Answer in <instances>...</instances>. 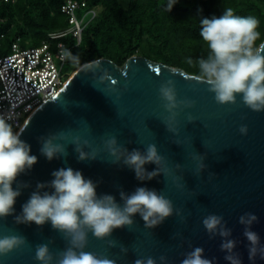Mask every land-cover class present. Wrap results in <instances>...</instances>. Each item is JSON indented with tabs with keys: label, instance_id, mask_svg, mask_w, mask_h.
Here are the masks:
<instances>
[{
	"label": "water",
	"instance_id": "1",
	"mask_svg": "<svg viewBox=\"0 0 264 264\" xmlns=\"http://www.w3.org/2000/svg\"><path fill=\"white\" fill-rule=\"evenodd\" d=\"M95 60H100L102 68L118 81L120 99L105 93L106 85L97 83L92 73L81 71L83 63L69 74L54 96L32 112L17 131L22 132L21 139L31 145V153L38 157V162L29 174L18 178L31 182L32 188L17 198L16 213H20L21 205L35 189L36 182L50 181L53 170L72 167L82 171L86 178L99 181L97 192L112 194L118 202L121 188L128 193L137 187L163 191L174 208L182 210L184 217L182 221L174 214L158 227L147 229L137 214L131 229H115L108 238L116 241L115 247H109L107 239L99 240L89 233L85 251L106 255L116 264H133L135 259L147 256L160 264L162 255L168 258V264H180L184 253L199 246L204 248L207 258L213 259V264H228L224 260L225 253L220 250L221 238L210 239L202 224L206 215L217 214L223 216L227 227L232 229L231 238L238 241L236 251L243 264H252L238 218L245 212L255 213L259 223L253 225V230L264 244V112L244 107L239 97L235 105H219L206 84L185 79L186 75L194 74L144 54L132 55L122 65L107 57ZM100 74L98 70L95 75ZM168 79L175 81L178 99L196 102L193 108L180 113L178 137L167 132L160 119L164 110L158 89ZM125 84L127 90H124ZM188 113L195 117L194 123L187 122ZM242 124L248 126L246 136L238 131ZM58 130H72L89 139L94 147L101 148L102 138L111 135L129 151L134 148L143 151L147 144L154 143L170 167L174 168L177 163L182 165V172L176 174L183 175L182 183L186 186L178 189L170 177L162 174L141 182L133 170L122 164H111V158L103 151L100 159L80 162L71 144L67 146V158L48 161L39 152V138ZM177 139L184 143L175 144ZM193 152L206 153L207 168L199 177L193 174L195 163L190 158ZM145 167L152 171L156 166ZM0 232L20 234L28 241L27 246L0 257V264H39L34 259L37 244L53 241L49 244L53 253L66 246V241L52 230L50 223L43 227L34 223L16 225L9 216L0 220ZM121 246L128 249L127 254L120 251ZM255 264H264V261L257 258Z\"/></svg>",
	"mask_w": 264,
	"mask_h": 264
},
{
	"label": "clouds",
	"instance_id": "2",
	"mask_svg": "<svg viewBox=\"0 0 264 264\" xmlns=\"http://www.w3.org/2000/svg\"><path fill=\"white\" fill-rule=\"evenodd\" d=\"M177 2L169 0L168 10L171 11ZM259 23L254 16L235 14L231 7H226L218 17L202 18L199 35L207 46L208 55L197 61L198 72L186 75L185 79L206 84L219 105H235L239 97L244 107L253 112H264V41L257 43L261 36L257 30ZM64 55L74 63H80L79 58L70 52ZM98 70L101 74L97 77L95 74ZM81 71L92 73L97 83L106 85L103 90L105 93L114 95L116 100L120 99L122 92L117 87L118 81L102 68L100 60L85 63ZM127 87L125 84L124 90ZM158 95L164 110L160 116L161 122L167 132L178 137L180 113L193 108L196 102L188 98L178 99L172 79L161 83ZM186 119L188 123L195 122L191 113L187 114ZM238 131L246 136L248 126L242 124ZM21 135L22 132L14 131L8 119L0 116V220L11 216L16 225L34 223L38 227L50 223L52 230L61 234L66 241L62 250L53 253L49 247L53 242L51 240L35 246L34 259L39 264H116L114 259L106 255L84 250L89 233L99 240L107 239L108 246L115 247L116 241L108 238L115 229H131L137 214L147 229L158 227L174 214L184 220L182 210L174 208L172 200L163 191L137 187L128 193L121 188L118 190V202L112 194L97 192L99 181L86 178L82 171L72 167L53 170L50 181L36 182L35 189L29 193L17 214V198L32 188L31 182L18 178L29 174L38 162V157L31 153V145L21 139ZM39 141V152L48 161L67 158V146L71 144L80 162L100 159L103 151L111 158V164H122L133 170L136 179L141 182L162 174L165 178L170 177L178 189L186 186L182 183L183 175L176 174L182 172V165L177 163L174 168L170 167L154 143L147 144L143 151L139 148L129 151L118 143L116 136L111 135L102 138V148L94 147L89 139L74 134L72 130L49 132L41 136ZM174 143L182 145L184 142L177 139ZM190 158L195 163L193 174L199 177L207 168L204 162L206 153L193 152ZM148 164H154L155 169L147 171L145 165ZM238 223L243 226V236L248 242V260L252 264L257 258L264 261V244L261 243L260 235L253 230V225L259 223L258 216L253 212H245L239 216ZM202 224L210 239L216 236L221 238L220 250L225 253L224 260L228 264H243L240 253L236 251L238 241L231 238L232 229L227 227L223 216L208 214ZM27 245V238L23 235L0 232V257ZM120 251L127 254L128 249L121 246ZM204 251L199 246L191 248L184 253L180 264H213V259L207 258ZM159 260L160 264H168V258L164 255ZM133 264H157V261L147 256L135 259Z\"/></svg>",
	"mask_w": 264,
	"mask_h": 264
},
{
	"label": "trees",
	"instance_id": "3",
	"mask_svg": "<svg viewBox=\"0 0 264 264\" xmlns=\"http://www.w3.org/2000/svg\"><path fill=\"white\" fill-rule=\"evenodd\" d=\"M86 1L88 7L96 9L97 15L84 27L81 42L76 44L70 33L61 38L81 64L107 57L122 65L139 53L196 74L197 61L208 55L199 35L200 20L218 17L226 7L233 8L239 16L256 17L260 22L257 30L261 33L257 43L264 40V0H178L171 11L169 0ZM64 2L0 0L4 50L8 51L17 38L23 47L36 46L48 39L50 32L66 29L68 17L61 11ZM76 68L69 65L72 71Z\"/></svg>",
	"mask_w": 264,
	"mask_h": 264
},
{
	"label": "built area",
	"instance_id": "4",
	"mask_svg": "<svg viewBox=\"0 0 264 264\" xmlns=\"http://www.w3.org/2000/svg\"><path fill=\"white\" fill-rule=\"evenodd\" d=\"M61 11L67 15L69 26L50 32L39 45L23 47L17 38L5 51L0 36V116L14 129L18 130L32 112L55 95L72 72L70 64H81L65 57L71 48L61 38L70 33L79 44L84 27L97 11L88 7L86 0H66Z\"/></svg>",
	"mask_w": 264,
	"mask_h": 264
},
{
	"label": "rangeland",
	"instance_id": "5",
	"mask_svg": "<svg viewBox=\"0 0 264 264\" xmlns=\"http://www.w3.org/2000/svg\"><path fill=\"white\" fill-rule=\"evenodd\" d=\"M5 46H7V45H5ZM5 46H4V47H5ZM5 49H6V47H5ZM136 55H139V53H137ZM68 69H69V67H68ZM13 129H14V128H13Z\"/></svg>",
	"mask_w": 264,
	"mask_h": 264
}]
</instances>
